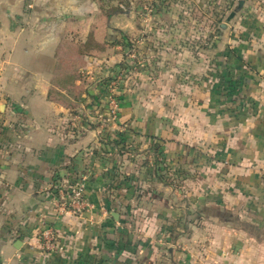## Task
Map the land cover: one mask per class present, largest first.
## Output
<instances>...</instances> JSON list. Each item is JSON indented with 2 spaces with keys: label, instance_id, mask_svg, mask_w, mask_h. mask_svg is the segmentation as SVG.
Returning a JSON list of instances; mask_svg holds the SVG:
<instances>
[{
  "label": "crops",
  "instance_id": "obj_1",
  "mask_svg": "<svg viewBox=\"0 0 264 264\" xmlns=\"http://www.w3.org/2000/svg\"><path fill=\"white\" fill-rule=\"evenodd\" d=\"M105 1L0 0V264H264V0Z\"/></svg>",
  "mask_w": 264,
  "mask_h": 264
},
{
  "label": "built area",
  "instance_id": "obj_2",
  "mask_svg": "<svg viewBox=\"0 0 264 264\" xmlns=\"http://www.w3.org/2000/svg\"><path fill=\"white\" fill-rule=\"evenodd\" d=\"M120 102L115 94H109L108 97V113L105 119L107 121H114L119 113ZM68 190V194L61 192V198L58 203V211L60 213H73V214H83L94 208L93 204L90 203L84 193V189L81 184H75L71 186ZM41 239L45 248H52L55 243L56 237L55 232L51 227H47L40 233Z\"/></svg>",
  "mask_w": 264,
  "mask_h": 264
},
{
  "label": "trees",
  "instance_id": "obj_3",
  "mask_svg": "<svg viewBox=\"0 0 264 264\" xmlns=\"http://www.w3.org/2000/svg\"><path fill=\"white\" fill-rule=\"evenodd\" d=\"M111 1V0H110ZM109 2V0H108ZM119 5H123V7H128L129 2L127 0H118V5L115 6V9H122ZM103 9H105L106 7H109V5H107V2L105 0H103V4L101 6ZM115 146L120 145L121 142L118 141H114ZM150 149L152 151L153 155V164H154V173L157 175V177L160 179V181H162L165 184H168V180L165 178L164 175H162V171L160 168V163H161V157H162V146L156 142L153 143L150 146ZM130 178L127 177L126 181H128ZM55 186L53 187V194L56 198L60 199V191L62 190V188L60 186H58V184H54ZM64 194H68L70 192V190H63Z\"/></svg>",
  "mask_w": 264,
  "mask_h": 264
},
{
  "label": "water",
  "instance_id": "obj_4",
  "mask_svg": "<svg viewBox=\"0 0 264 264\" xmlns=\"http://www.w3.org/2000/svg\"><path fill=\"white\" fill-rule=\"evenodd\" d=\"M245 1L244 0H238L236 5L234 6L233 10L229 13V15L225 18V23H222L219 28L222 30V31H225L227 30L228 28V25L227 23H229L236 15L237 11L240 10L243 5H244ZM114 217H118L117 214H113Z\"/></svg>",
  "mask_w": 264,
  "mask_h": 264
},
{
  "label": "rangeland",
  "instance_id": "obj_5",
  "mask_svg": "<svg viewBox=\"0 0 264 264\" xmlns=\"http://www.w3.org/2000/svg\"><path fill=\"white\" fill-rule=\"evenodd\" d=\"M130 45H133V43H130ZM128 53H130L129 55H133V48L132 47H129ZM115 96H117V95L115 94Z\"/></svg>",
  "mask_w": 264,
  "mask_h": 264
}]
</instances>
